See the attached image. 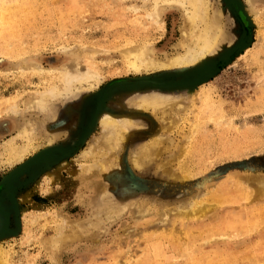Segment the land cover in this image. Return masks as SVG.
Masks as SVG:
<instances>
[{
	"label": "rangeland",
	"instance_id": "1",
	"mask_svg": "<svg viewBox=\"0 0 264 264\" xmlns=\"http://www.w3.org/2000/svg\"><path fill=\"white\" fill-rule=\"evenodd\" d=\"M159 1L0 0V264H264V0H207L203 72Z\"/></svg>",
	"mask_w": 264,
	"mask_h": 264
},
{
	"label": "bare ground",
	"instance_id": "2",
	"mask_svg": "<svg viewBox=\"0 0 264 264\" xmlns=\"http://www.w3.org/2000/svg\"><path fill=\"white\" fill-rule=\"evenodd\" d=\"M160 1H162V0H160ZM159 1V2H160ZM175 2H179L180 4H185L184 2H188V3H186V4H190L191 5V7L193 6L194 8L190 11L191 13H192V15H189L190 16V21L192 22V21H196L195 19L197 18H203V20H205L206 21V26H205V28H202L201 27V30L202 31H199V32H194V34H193V32L191 33V31L189 32L188 30H187V32H189L190 34L188 35V36H190V37H192L193 36V39H194V42H193V44H194V46H191L189 49H188V51H187V53L185 54V55H180V56H177V57H175V58H173L171 61H170V66H168V67H171V66H176V67H180L181 69H184L183 67H185L186 69H187V71L188 70H191V68L189 69L187 66L188 65H191V64H194V65H197V67L203 72V71H205V70H207L208 69V67H210V64H208L206 61V59H205V57L209 54V53H212L213 51H215V49H216V46L218 45V46H221V45H219L218 43L221 41V35H220V32L219 33H217L216 32V30L218 31V29H215V31H213V28L214 27H218V24L217 25H215V23L216 22H214V21H211L210 19H209V17H208V14H207V0H174ZM158 2H156L155 4H157ZM233 4L235 3V2H232ZM189 5V6H190ZM235 6H236V3H235ZM185 7H186V5H185ZM154 8V7H153ZM188 8H190V7H188ZM187 7H186V9H188ZM136 9H139V7L138 8H136ZM154 10H156V9H154ZM150 11V10H149ZM149 11H148V14H149ZM188 12V11H187ZM189 12V13H190ZM151 13V12H150ZM186 13V12H185ZM155 14V16L156 15H158V13H154ZM147 15V14H146ZM188 16V14L186 15V17L188 18L189 17ZM157 18H158V16H157ZM186 18V19H187ZM156 20V19H155ZM189 20V19H188ZM190 22V23H191ZM218 23H220L219 21H218ZM191 25V24H190ZM193 25H195L194 24V22H193ZM215 25V26H214ZM220 26V25H219ZM195 27V26H194ZM199 28V27H198ZM191 29H192V26H191ZM197 29H195V31H196ZM219 30H221V28H219ZM184 31H186V30H184ZM183 31V32H184ZM182 32V33H183ZM187 34V33H186ZM188 38V37H187ZM223 43V42H222ZM188 44V43H187ZM247 44V43H246ZM141 46H142V44H141ZM140 46V47H141ZM144 47H145V44L143 45ZM142 46V47H143ZM220 48L218 47V50H219ZM151 52V51H150ZM125 55H126V61H125V63H126V65H127V67L129 68V69H133L135 72H137V71H139L140 72V70L142 69V68H144V69H148V68H150V70H151V68H155V67H158V69L160 68V66H158L157 65V63L155 62V61H153V59L152 58H150L151 56H147L146 55V51H144V50H141V49H138L137 47H129V48H127L126 50H125ZM149 55V54H148ZM167 63V62H166ZM211 63V62H210ZM32 65V64H31ZM168 64H166V65H164L165 66V68H166V66H167ZM33 68V67H32ZM35 68H38V67H35ZM213 68V67H212ZM155 69H157V68H155ZM161 69H162V67H161ZM167 69V68H166ZM214 69V68H213ZM68 70V69H67ZM154 70V69H153ZM142 71V70H141ZM184 71V70H183ZM78 73H80V72H78ZM77 73V74H78ZM207 73V72H206ZM76 74V75H77ZM74 76V75H73ZM78 76V75H77ZM77 76H75V78H77ZM81 78V77H80ZM91 78H94L92 75H90L89 77H87V79H85L86 81H88V80H90ZM95 81V80H94ZM94 84L91 82L90 83V86H93ZM189 85V84H188ZM198 86V85H197ZM198 88H199V86H198ZM196 89V88H195ZM192 90H194L193 88L191 89V91ZM197 91V90H196ZM194 93H196L195 91H194ZM196 95V94H195ZM193 97H195L194 95H192ZM40 98V97H39ZM162 98H165V97H162ZM184 98V97H183ZM190 98H191V95H190ZM41 99H43L42 97L40 98V99H38V98H34L33 99V104H37V106H38V103H41V104H44V103H42L43 102V100H45V99H43L42 100V102H41ZM182 99V98H181ZM184 99H186V98H184ZM35 100V101H34ZM35 102V103H34ZM171 101H169V99L168 98H165V99H163V102L161 103V102H159V97H149V98H147V97H144V98H142V97H140V100L138 99V100H136V103L138 104V106L139 107H143V106H152L153 108H158V107H160V106H163V105H167L168 103H170ZM30 103V102H29ZM29 103H27V104H29ZM32 103H30V104H32ZM6 105V104H5ZM35 106V105H34ZM7 107H8V105H7ZM6 107V108H7ZM104 119H103V125H105V126H107V125H111V124H115V125H119L120 124V122L119 121H117V123H116V118L113 116V115H110V114H105L104 115V117H103ZM30 123V122H29ZM28 123V124H29ZM25 124V123H24ZM27 124V125H28ZM33 124V123H32ZM31 124V125H32ZM171 124V123H170ZM26 125H24V127H25ZM23 127H22V125H21V129H22ZM0 129H1V131L4 133L5 131H8L9 129H10V127H9V125H8V121H5V120H3V121H0ZM29 128L27 127V129H22V131L20 132L21 133V135L22 134H24L25 133V135H26V132H27V130H28ZM114 129H116V128H114ZM19 130V129H18ZM28 131H31V130H28ZM19 133V132H18ZM27 134H28V132H27ZM30 135V134H29ZM18 136H19V134H18ZM13 143V142H12ZM13 145V144H12ZM9 148V150L11 151V153H12V155L13 156H18V154H19V152H18V150L16 149V147H13V146H9L8 147ZM113 148V147H112ZM146 155H147V153H145ZM252 178V177H251ZM248 179V178H247ZM247 181V180H246ZM252 181V180H251ZM249 191V190H248ZM250 196H251V194H250ZM248 198H250V197H248ZM262 199V198H261ZM205 207H206V205H205ZM196 212H198L199 210H200V208H195L194 209ZM205 210H206V208H205ZM202 211H204V207L203 208H201V212ZM114 213V212H113ZM185 213V212H184ZM187 214V213H186ZM115 215V214H114ZM113 215V216H114ZM81 236V235H80ZM59 240V239H58ZM57 240V241H58ZM60 240H62V239H60ZM59 240V241H60ZM57 243V242H56ZM5 258V257H4ZM210 259V258H209ZM208 259V260H209ZM1 260H3V256H2V252H1V254H0V261ZM4 261V260H3ZM3 261L1 262L2 264H3ZM209 264H216V263H214V262H210Z\"/></svg>",
	"mask_w": 264,
	"mask_h": 264
},
{
	"label": "water",
	"instance_id": "3",
	"mask_svg": "<svg viewBox=\"0 0 264 264\" xmlns=\"http://www.w3.org/2000/svg\"><path fill=\"white\" fill-rule=\"evenodd\" d=\"M230 1H231V3L234 2V0H230ZM232 4H233V3H232ZM233 5H234V7H235V3H234Z\"/></svg>",
	"mask_w": 264,
	"mask_h": 264
}]
</instances>
